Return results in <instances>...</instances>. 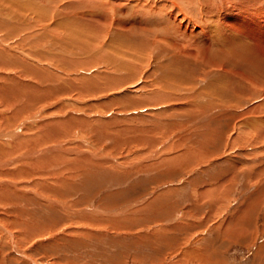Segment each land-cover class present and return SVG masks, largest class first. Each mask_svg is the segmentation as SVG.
<instances>
[{
  "label": "rangeland",
  "instance_id": "obj_1",
  "mask_svg": "<svg viewBox=\"0 0 264 264\" xmlns=\"http://www.w3.org/2000/svg\"><path fill=\"white\" fill-rule=\"evenodd\" d=\"M242 20L264 0H0L3 58L36 53L0 66V264H264V46L216 35Z\"/></svg>",
  "mask_w": 264,
  "mask_h": 264
},
{
  "label": "bare ground",
  "instance_id": "obj_2",
  "mask_svg": "<svg viewBox=\"0 0 264 264\" xmlns=\"http://www.w3.org/2000/svg\"><path fill=\"white\" fill-rule=\"evenodd\" d=\"M133 1V0H132ZM157 1V0H156ZM129 2V1H128ZM111 4V3H110ZM156 4V3H155ZM103 5V4H102ZM137 5V4H136ZM174 5H176V4H174ZM18 7H19V9L20 10H23V8L22 7H24V9H26V7H25V5L24 6H19V5H17ZM108 6H110V5H108ZM114 6V5H113ZM112 6V7H113ZM140 7H143V6H141V5H139ZM16 8V7H15ZM39 8H41V7H39ZM133 8H135V5H134V7ZM179 8H181L180 6H179ZM178 8V9H179ZM179 11V10H178ZM17 12V11H16ZM39 12V13H38ZM48 12V11H47ZM61 12V11H60ZM157 12H160V11H158L157 10ZM37 14H38V17H40V15L42 16V13H41V11H39V10H37V12H36ZM17 14V13H16ZM44 14V13H43ZM20 16H21V14H20ZM45 16V15H44ZM33 17H34V15H33ZM27 18H29V17H27V16H21V18H20V20L22 21V23H24L25 25H27V27H29V22H28V19ZM40 18H42V17H40ZM50 18V17H49ZM184 19H186V18H184ZM246 19V18H245ZM15 20V19H14ZM32 20H33V18H32ZM31 20V21H32ZM254 20H256V19H254ZM17 21H18V19H17ZM260 21V20H259ZM16 22V21H15ZM15 22H14V24H15ZM33 22V21H32ZM38 22H40L39 21V19H38ZM245 23V27H241V25H239L240 26V29H239V27H237V29H235V31L234 30H231V29H227L226 31L225 30H220V29H217L218 31H216V35H217V37H219V38H222L223 39V41H225V47L226 48H230L229 50L233 53V54H235L236 53V55L237 54H241L242 52H241V48L238 50V38L239 37H243V35L244 36H247L248 38H250V39H252L253 41H255V42H257V44H259V46L262 44L263 46H264V24H261L260 25V23L258 22V23H254L255 21H253V23L252 22H249V21H245V20H242V21H240V23H242V24H244ZM262 22H263V20H262ZM6 24H8L7 22H5ZM5 23H4V26H5ZM17 23V22H16ZM62 23V22H61ZM18 24V23H17ZM23 24V25H24ZM40 24H41V22H40ZM59 24V23H58ZM174 28H176V30H177V33H176V30H174L175 31V34H177V37H179V35H184V41H189L192 45H194V46H196V48L198 47L199 48V46L201 45V43H208L209 41H208V38H207V36L205 35V34H202V32L201 33H199L200 31L196 28V27H193V28H184L185 26L183 25V26H180V22H178V20H176V18H174ZM189 24V23H188ZM10 26L9 27H11L12 26V24H9ZM7 26V25H6ZM5 26V27H6ZM16 26V25H15ZM187 26V25H186ZM189 26V25H188ZM0 27H2L1 25H0ZM25 27V26H24ZM191 27V26H190ZM4 28V27H3ZM8 28V27H7ZM26 28V27H25ZM24 28V29H25ZM9 29V28H8ZM15 30H17V29H15ZM19 30V29H18ZM3 31H5V30H3ZM44 31V30H43ZM18 32V31H17ZM49 33V32H48ZM169 36H171V37H173L174 35H173V33H172V35H171V33H167ZM179 34V35H178ZM208 34H210V33H208ZM44 35V34H43ZM8 36V35H7ZM48 36V35H47ZM197 36H198V38H197ZM210 37V36H209ZM30 38V37H29ZM38 38V37H37ZM45 38V37H44ZM67 38V37H66ZM70 38V37H69ZM68 38V39H69ZM165 38V37H164ZM173 39L174 40H176L177 41V39L178 38H175V37H173ZM4 41V40H3ZM178 42V41H177ZM182 42V41H181ZM56 43H58V44H62V42L61 41H57ZM179 44H180V42H178ZM187 43V42H186ZM189 43V44H190ZM57 44V45H58ZM64 44H65V46L67 47V45L69 44V43H67V42H64ZM64 44H62V46L63 47H65L64 46ZM176 44V43H175ZM179 44H177V45H179ZM256 44V45H257ZM176 46V45H175ZM204 46V45H203ZM222 46H223V44H222ZM76 47H78V46H76ZM258 47V46H257ZM69 48V47H68ZM68 48L66 49V50H68ZM79 49V48H78ZM181 49V48H180ZM200 49V48H199ZM264 49V48H263ZM189 50V49H188ZM238 50V51H237ZM145 51V50H144ZM195 51H196V49H195ZM43 52V51H42ZM46 52V51H45ZM36 53H33V54H31V55H35ZM45 54V53H44ZM38 55H40V56H42L43 55V53H42V55L41 54H38ZM48 55V54H47ZM196 55V54H195ZM250 55V54H249ZM264 55V54H263ZM3 56H5L4 54H3V52H2V49H0V66H2V67H7V66H11V65H13L14 63H16V65H19V66H21L22 67V69L23 70H27L28 72H32L33 70H35V69H33L32 67H30V65H33L32 63L33 62H31V60H33V56H30V55H27L28 57L27 58H23V57H20V56H17V55H15V54H10L9 55V59H7V58H3ZM37 56V55H36ZM39 56V57H40ZM44 56H46V55H44ZM240 56H242V55H240ZM244 56H246V55H244ZM38 57V56H37ZM261 57V56H260ZM44 58V57H43ZM264 62V61H263ZM38 67V66H37ZM55 72V71H54ZM41 73V74H40ZM37 74H40V75H43L42 74V72H40L39 70H37ZM48 74H50V73H48ZM52 74V73H51ZM53 75H56V73L55 74H53ZM50 76V75H49ZM53 77V76H52ZM256 80V79H255ZM29 84V83H28ZM30 87H31V85H30ZM264 90V89H263ZM7 92V91H6ZM33 95V94H32ZM32 98V97H31ZM260 102V101H259ZM262 103H264V102H262ZM263 107H264V104H263ZM250 110V109H249ZM238 111V110H237ZM252 112V111H251ZM262 112V111H261ZM262 115V114H261ZM256 116V115H255ZM250 120V119H249ZM245 121V120H244ZM247 122V121H246ZM256 125V124H255ZM251 127V126H250ZM256 127H257V125H256ZM258 128V127H257ZM18 129V128H17ZM252 129V128H251ZM261 130V129H260ZM246 131V130H245ZM258 132V131H257ZM12 133V132H11ZM251 134V133H250ZM260 138V137H259ZM19 146H20V144H18ZM16 147H18L17 145H16ZM1 149H5V147H2V146H0V151H3V150H1ZM8 149V148H7ZM6 149V150H7ZM35 151V150H34ZM9 151H7V153H8ZM11 152V151H10Z\"/></svg>",
  "mask_w": 264,
  "mask_h": 264
}]
</instances>
